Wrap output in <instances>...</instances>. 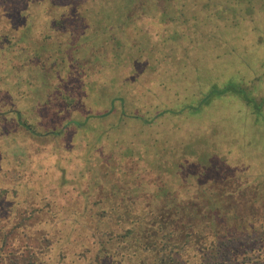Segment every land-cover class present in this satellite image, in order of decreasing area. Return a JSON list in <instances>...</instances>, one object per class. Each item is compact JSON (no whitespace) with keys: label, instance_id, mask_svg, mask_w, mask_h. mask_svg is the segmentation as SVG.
Instances as JSON below:
<instances>
[{"label":"rangeland","instance_id":"obj_1","mask_svg":"<svg viewBox=\"0 0 264 264\" xmlns=\"http://www.w3.org/2000/svg\"><path fill=\"white\" fill-rule=\"evenodd\" d=\"M155 1L151 8L144 0L146 11L135 7L130 34L143 47L136 57L120 65L111 56L101 64L82 60L65 39L46 86L25 88L29 94L12 81L0 87V226L17 227L18 239L35 245L45 264H86L98 222L117 229L103 215L120 201L115 186H129L125 170L129 179L138 172L141 200L159 186L186 198L216 185L238 189L229 203L249 211L250 189L264 191V0H209L207 12L203 0ZM180 7L184 15L175 22L172 10ZM33 64L24 75L36 80L41 62L34 57ZM58 88L77 105L69 108ZM256 91L261 97L253 99ZM119 95L127 113L118 106L98 118ZM163 107L180 112L158 116ZM89 115L86 127L70 123ZM129 149L146 151L145 160L124 157Z\"/></svg>","mask_w":264,"mask_h":264},{"label":"trees","instance_id":"obj_2","mask_svg":"<svg viewBox=\"0 0 264 264\" xmlns=\"http://www.w3.org/2000/svg\"><path fill=\"white\" fill-rule=\"evenodd\" d=\"M138 4L143 5L140 7L143 11L157 6L154 0H146L147 7L144 0H0V87H8L12 81L13 88L20 94H29L25 88L32 90L40 81L46 86L49 69L63 57L58 56L59 49L55 48L62 46L65 39L70 48H78L79 55L83 53L82 56L76 55L82 60L101 64L107 63L106 59L111 56L110 59L120 65L126 55L130 59L136 57L143 47L130 31L136 23L134 16ZM209 5V0H203L199 6L207 12ZM172 11L178 12L174 16L178 19H173L176 22L185 10L180 7L179 11ZM162 15L172 17L166 11ZM101 49L104 51L100 52ZM45 51L53 52L51 62H42L46 61ZM34 57L41 62L35 70L40 72L36 80L32 74L24 75L25 71L34 69ZM48 88L53 90L54 87L50 84ZM226 91L227 88L220 92ZM55 92L58 96L63 95L62 99L69 108L77 105V98H72L70 93L61 94V88ZM256 93L253 99L261 97L258 91ZM41 97L42 100L44 97ZM157 104L160 106L161 101L158 100ZM109 106L98 118L107 117L118 106L123 114L127 113L124 95L113 97ZM179 112L163 107L158 116ZM15 113L18 119L23 114L21 109ZM134 116L147 123L153 120ZM91 117L72 119L70 123L86 127ZM19 122L39 134L33 124ZM137 154L145 160L144 150L135 152L129 149L124 157ZM123 174V179L129 186L133 184L134 189L128 185L115 186L114 196L120 201L112 212L104 210L103 215L116 220L119 226L111 230L104 226L106 221L103 218L98 222L103 226L94 235L96 246L85 252V255L92 254L86 264H264V191L257 187L250 189L248 200L256 209L253 207L249 211H241L229 203L239 193L238 189L226 192L213 188L216 185H201L193 196L186 198L178 194L172 196L170 191L159 186L156 192L141 200L138 191L142 185L136 183L134 186V181L139 179L138 172H131L132 179L126 177L127 170ZM130 203L131 207L125 209ZM16 228L7 230L0 226V264H45L35 245L18 239Z\"/></svg>","mask_w":264,"mask_h":264}]
</instances>
